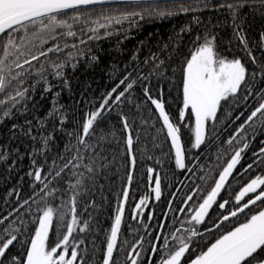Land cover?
Returning a JSON list of instances; mask_svg holds the SVG:
<instances>
[{"label": "snow or ice", "instance_id": "1", "mask_svg": "<svg viewBox=\"0 0 264 264\" xmlns=\"http://www.w3.org/2000/svg\"><path fill=\"white\" fill-rule=\"evenodd\" d=\"M200 4L204 8L210 6L208 0H196L197 8ZM215 7L227 8L231 14L233 38L245 60L237 55H222L215 36L205 33L201 39L197 35L181 62L180 78L175 81L165 77V60H170L172 53L169 51L162 58L159 52H150L143 60L144 65H150L148 74L139 72L133 77L126 73L99 106L85 114L76 132L75 145L66 143L63 152L51 156L54 134L58 129L64 131L67 119L66 109L57 100L60 93L53 91L57 85L51 81H59L67 88V67L75 69L79 59L86 56L89 64L98 60L88 47L89 42L116 35L120 43L132 29H139L141 22L196 8L186 0H0V125L17 118L0 132L2 178L7 180L23 170L16 184L6 191V197H16L15 207L0 215V264H119L114 253L124 254L123 264H264V147L252 152L251 162L240 163L249 146V136L255 139L257 133L264 135V31L259 33L257 42L249 39L236 22L241 9L259 12L264 17V0H232ZM196 19L194 16L193 20ZM175 47L173 43V51ZM168 49L169 45L164 44L163 50ZM137 51L132 53L133 61L137 60ZM171 71L175 76V67ZM152 76L169 79L175 86V115L166 110L162 91L160 98H154L146 85L142 89L158 113L159 131L170 141L169 158L174 160L176 169L193 175L192 166H197L203 173L199 176L201 183L189 186L175 207L172 200L167 201L168 211H162L161 216L164 221H171L168 230L157 217L155 226L161 232L151 235L147 247L143 236L131 245L130 251L125 252L127 241L120 242L118 247L137 159L132 152L133 137L127 118L121 116L128 156L126 178L117 193L102 247L97 248L93 241L92 258L86 260L89 246L74 233L89 231L92 217L78 216L77 198L95 186L96 179L111 163L100 146L104 137H98L96 143H89L87 138L95 131L93 126L102 111L113 105L119 107L138 80ZM121 85H125L123 90L117 92ZM48 93L52 95L51 107L42 116L33 115L39 104L34 97L44 99ZM250 97L256 104L225 141L232 145L236 140L242 146L235 147L222 164L215 168L208 165L206 170L200 163V153L204 151L202 146L207 147L206 140L215 136L212 130L223 123L218 113L231 116L228 108ZM237 134H241L239 139ZM67 135L71 137L72 133ZM25 157L29 160L27 166L23 164ZM156 162L160 163L159 159ZM65 170H69L70 176L65 181L66 189L59 184ZM146 176L148 181L154 180V186L150 184L149 193L135 203L133 219L143 217L149 200H160L162 195L159 173L154 175V169L148 167ZM24 183H28L31 194L22 199L20 188ZM170 195L175 197V193ZM89 206L95 207V200H88L85 209ZM147 219H153L152 212ZM139 222L144 228L149 227L143 219ZM153 240L159 242V247ZM97 251L101 253L99 259Z\"/></svg>", "mask_w": 264, "mask_h": 264}, {"label": "trees", "instance_id": "2", "mask_svg": "<svg viewBox=\"0 0 264 264\" xmlns=\"http://www.w3.org/2000/svg\"><path fill=\"white\" fill-rule=\"evenodd\" d=\"M227 2L232 1H211L208 8H204L203 4H200L199 8H197L196 2H187L196 10L188 13H178L163 19L141 22V27L132 29L128 38L122 39L120 43H117L120 37L116 35L89 42L88 47L91 48L92 54L98 57V60L89 64L86 56L79 59L75 69L67 67L65 69V76L69 81L67 88H64L59 81H51L57 85V87L53 88V91L60 93L57 100L66 109L67 119L63 125L64 131L58 129L54 134L55 143L52 146L50 155L55 156L63 152L66 143L71 142L73 146L75 145L76 132L82 125L85 114L95 110L107 92L126 73H131L133 77H137L139 72H143L144 75L148 74L150 65H144L143 60L150 52H159L162 58L166 57L167 52L170 51L172 53L171 59L165 60L166 65H168L165 77H172L175 81L180 78L181 62L191 49L197 35L201 39H203L205 33L209 36H215L217 50L222 55H227L229 58L237 55L242 61L245 60V55L238 41L233 38L231 14L227 8L215 7L217 4ZM194 16L197 18L196 20H193ZM239 17L240 19L236 22L241 24L245 35L249 39L258 42L259 33L264 31V17L259 12H253L248 9L239 10ZM124 27L127 28L126 23ZM181 28H186V31L181 32ZM141 41H144V43L141 44ZM72 42L69 40V43ZM173 43L176 45L174 51L172 50ZM164 44L169 45L168 50H163ZM137 49H139L136 52L137 60L133 61L131 58L132 53ZM172 67L176 69L175 76L172 74ZM145 85L149 88V93L154 98H160L162 91L166 110L172 115L176 114L174 104L176 96L175 86L171 85L169 79L152 76L148 80H138L130 94L126 93L125 97L122 98V103H120L119 107L113 105L111 109L102 111L97 118V123L93 126L95 131L87 139L89 143H96L98 137L103 136L104 139L100 141V146L103 149V154L107 156L111 163L106 172H102L96 179L95 186H90L87 194H81L77 198L78 216L81 219H87L90 214L92 217L89 222V231L83 234L74 233L78 238L84 239L89 246V253L85 257L86 260L92 258L93 241H95L97 248L102 247L105 232L110 229L111 217L114 215L117 193H119L126 178L128 156L124 143L126 133L123 130L121 116L127 118L133 137L132 152L137 159L133 170V182L129 199L121 224L118 247L120 242L127 241L125 252L130 251L131 245L136 240H139L141 236L144 237L143 243L147 247L151 235L161 232V229L155 226L156 219L160 217L161 221H164L161 212L168 211L167 201L172 200V206L175 207L180 198L188 191L189 186L201 183L199 176L203 175V173L197 170V166H192L193 172H195V175H193L186 170L176 169L174 160L169 158L170 141L166 139L164 132L159 131L161 122L158 120V113L155 112L154 105L143 95L142 89ZM124 86L121 85L117 92L122 91ZM34 99L39 101V104L33 115L42 116L51 107L52 95L48 93L44 99H40L39 95H37ZM255 104L256 100L250 97L246 102L238 100L232 107H229L228 111L231 112V116L222 112L218 113V118H222L223 123L218 124L212 130L215 132V136H212L210 140H206L207 147L202 146L204 151L200 153L202 157L200 163L205 165L206 170H208V165H212L215 168L216 165L222 164L224 160L229 158L231 151L235 147L242 146V142L237 145L236 140H233L232 145L226 144L225 141L235 132V129L243 122ZM29 108H31V103H29ZM29 118L32 117L29 116ZM16 119V117H13L12 120H6L4 125H0V132H3L5 126L10 125ZM68 132L72 133L71 137L67 135ZM240 135L237 134L236 139H239ZM262 140H264V135L259 133H257L255 139L249 136V146L242 153L241 164L251 162L252 152L264 147V144H261ZM217 156H221L222 159L218 160ZM157 159H159L160 163L156 162ZM28 163L29 160L25 157L23 164L27 166ZM58 163H62V161H58ZM148 167L154 169V175L156 172L159 173L162 195L160 200H156L154 197L149 200L148 205L144 208L143 217L137 216L133 219L132 209L135 207V203L139 201L141 195L149 193L150 184L154 186V180L150 182L146 176ZM239 167L240 165H237V169ZM2 174L3 168L0 167V215L6 214L12 207H15L14 201L16 197H6V191L16 184L18 176L23 175V170L7 180L2 178ZM62 177L63 179L59 181V184L66 189L67 183L65 181L70 179L69 170H65L62 173ZM27 179L25 177V181ZM101 185H103V188L100 187ZM233 187L238 190L236 185H233ZM170 193H175V197L170 195ZM30 194L31 189L28 183L22 184L20 188L21 198H27ZM90 199L95 200L96 206H89L85 209V205L88 204ZM149 212L153 213V219L150 221L147 219ZM171 215L172 213L169 212V216ZM176 215L182 218L180 213H176ZM141 219L149 225L147 229L139 222ZM164 222L166 225L165 230H168L167 225L171 221ZM176 227H179V224ZM153 242L157 243L159 247V242L155 240ZM100 257L101 253L97 251L96 258L99 259ZM114 258L118 260L119 264H123V253H114ZM154 258L157 257L154 256Z\"/></svg>", "mask_w": 264, "mask_h": 264}, {"label": "water", "instance_id": "3", "mask_svg": "<svg viewBox=\"0 0 264 264\" xmlns=\"http://www.w3.org/2000/svg\"><path fill=\"white\" fill-rule=\"evenodd\" d=\"M211 1H232V0H208V2H211ZM186 2H196V0H186ZM126 205H127V201L125 202V209H126ZM124 213H125V210H124Z\"/></svg>", "mask_w": 264, "mask_h": 264}]
</instances>
